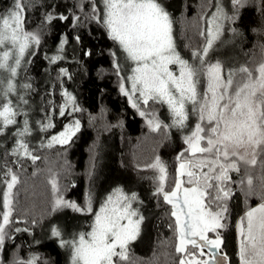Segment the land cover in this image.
Here are the masks:
<instances>
[{"label":"snow or ice","instance_id":"1","mask_svg":"<svg viewBox=\"0 0 264 264\" xmlns=\"http://www.w3.org/2000/svg\"><path fill=\"white\" fill-rule=\"evenodd\" d=\"M250 0H205L202 19L206 28L200 35L206 37L202 49L193 50L191 59H185L177 50L173 38V19L162 0H77L83 18L104 27L111 40L123 50L134 67L130 89L121 78L120 90L128 96L133 108L145 117L152 131L161 128L188 129L190 117H196L194 127L183 136L186 147L177 156L178 168L170 190H165L167 166L156 157L148 165L158 172L157 195L171 205L180 255L177 264H230L224 245L223 230L228 227L229 202L235 195L233 185L253 193V175L249 171L258 163L264 167V62L253 68L242 66L225 71L221 61L210 63L206 58L226 26L234 24L242 8ZM264 4V0H262ZM26 0H13L5 12L0 13V135L10 126H16L17 137L13 154L40 159L30 149L27 137L31 134L28 113L23 106L28 100L16 95V78L41 43V33L26 27ZM88 7L90 11L84 12ZM68 20L64 14L48 12L45 23L54 19ZM74 26L81 15H74ZM235 33V28H230ZM79 40L80 37H75ZM65 35L57 54L49 57L55 64L64 59L62 52L67 43ZM88 52L86 55H90ZM115 57V52L111 53ZM175 66L176 70H173ZM119 73L121 65L114 62ZM71 79L67 69L61 68L58 78ZM23 89L32 85L25 83ZM138 94V96H137ZM16 95V100L13 96ZM63 103L58 106L61 117L82 111L76 97L64 89ZM135 97V99H134ZM149 101L166 105L171 123L165 124L157 113L140 110ZM51 111H57L52 108ZM23 116L22 126L18 117ZM40 123L41 130L55 127L51 119ZM79 119H72L63 130L52 135L47 147L53 144L69 145L80 131ZM45 145L41 144V147ZM239 175L233 180L232 174ZM91 175V173H90ZM6 190L3 192V211L0 212V264L9 239L20 178L9 168L4 173ZM53 192V211L71 209L92 213L93 192L89 191L84 205L65 199L57 177L50 180ZM140 203L137 193H127L117 187L100 204L94 213L91 230L79 232L65 239L58 226L51 235L61 247L70 250L69 264H122L129 260V245L140 235L145 217L134 204ZM36 223L35 220L32 221ZM173 227V225H169ZM21 232L28 229L12 228ZM239 264H264V201L248 208L237 222ZM12 264H44L38 254L27 259L17 258Z\"/></svg>","mask_w":264,"mask_h":264},{"label":"trees","instance_id":"2","mask_svg":"<svg viewBox=\"0 0 264 264\" xmlns=\"http://www.w3.org/2000/svg\"><path fill=\"white\" fill-rule=\"evenodd\" d=\"M26 27L29 31L41 33V43L28 55V63L17 76V83H30L26 94L28 108L33 104L31 128H41L38 122L48 119L55 127L42 130L38 140L29 141L33 154L40 157L32 161L30 157L13 154L17 137L16 126H10L3 138H10L8 144L0 147V202L4 186V173L11 168L20 178V184L13 190L17 192L13 214L14 223L10 228L9 239L2 253L4 264H12L17 258L27 259L33 253L38 254L44 264H65V251L57 238H43L45 227L58 216L65 227L80 226L85 230L91 226L94 213L104 199L117 187L124 191L137 193L145 219L139 237L129 245V260L122 264H177L181 258L175 251L177 243L174 218L171 217V205L161 195H157L158 172L147 167L155 162L156 157L167 166L168 179L165 190H170L172 179L178 167L177 156L186 147L184 130L175 127L152 131L146 119L133 108L128 96L120 90L121 73L114 67L119 45L111 40L104 27L83 18L77 8V0H26ZM169 10L177 44L185 53L202 49L206 37L201 31L206 28L202 19L205 0H162ZM13 0H0V13L5 12ZM64 14L68 20L54 19L45 23L48 12ZM90 9L86 7L84 12ZM74 15H81L79 24L74 26ZM229 27L238 34L236 49L239 60L236 69L247 66L253 68L264 60V4L262 0H250L248 6L241 9L239 18ZM65 35L67 43L62 55L64 59L55 64L49 57L57 54ZM80 39L76 40L75 37ZM90 52V55L86 53ZM215 60L210 57L208 61ZM225 67V64H224ZM61 68L67 69L71 79L58 78ZM225 69V68H224ZM226 70V69H225ZM67 89L77 100L82 111L61 117L58 106L63 103L62 91ZM142 108L155 109L159 119L163 117L166 105L149 101ZM57 108V111H51ZM24 117H18L23 122ZM72 119L81 122L80 131L69 145L39 143L48 140L60 132ZM190 126L194 127L193 117ZM47 138V139H46ZM41 144L45 145L41 147ZM253 175V193L249 195L245 188L233 185L235 195L229 202L230 215L228 227L223 230L224 245L222 251L227 254L230 264H239L237 256L238 240L236 222L245 211L264 199V167L259 163L249 170ZM91 173V175H90ZM58 179L61 194L65 199L84 205L89 191L93 192L92 213L75 212L71 209L53 211V192L50 180ZM233 180L239 175L232 174ZM3 205V203H2ZM3 207L0 204V212ZM36 223L33 224L32 221ZM173 225V227H169ZM12 228L28 229L14 232ZM40 238V239H39Z\"/></svg>","mask_w":264,"mask_h":264},{"label":"rangeland","instance_id":"3","mask_svg":"<svg viewBox=\"0 0 264 264\" xmlns=\"http://www.w3.org/2000/svg\"><path fill=\"white\" fill-rule=\"evenodd\" d=\"M225 3H227V0H225ZM230 28L231 27L226 26L223 35L220 37V39L218 41L215 42V44L213 46V49H211L209 51V55L206 58L207 60H209L210 57L211 58L212 57L215 58V60L209 61L210 63H214L217 60L221 61L223 66L225 64V67H224L226 69L225 71H227L228 69H236V64H237V62L239 60V55L237 53L238 51L236 50L238 48V46H237L238 42L236 41L238 39V34H237V32L233 33L230 30ZM173 38H174L177 50L181 53V55L185 59H191V54L183 52L181 50L180 46L177 44L176 36H175V33H174V27H173ZM118 48H119V50H118V52H116V62H118L121 65L120 73H121V78L122 77L124 78L125 88H129L130 89V81L127 80V77L132 74L131 73V69L134 67V64L130 60H127L126 57H125V54L123 53V50L120 47H118ZM263 62H264V60H263ZM172 67H173V70H176L175 66H172ZM16 79H18V77ZM17 87H18V93L16 95H23L24 98L27 99L26 98V94L22 92V90H23L22 83H17ZM16 95L13 96L14 100H16ZM137 96H138V94H137ZM134 99H135V97H134ZM24 110L27 111L29 122L32 123V115H33L32 113L35 111L34 105L31 104V105L28 106V108H26ZM140 110H145V111H148V112H154L155 109H152V107H150V108H142V107H140ZM163 117H166V119L171 123V115H170V112H169L167 106H166V112L163 114ZM193 117L194 116L190 117L189 122H188V129H184V132H187L189 129L192 128V126H190V124H192L191 121L193 120ZM146 123H147V121H146ZM20 126H22V122H20ZM147 126L149 127L148 124H147ZM178 130H181V129H178ZM5 134L4 135H0V147L5 145L6 140H7L6 144H8L10 142V140H12L10 138H3L5 136ZM41 134H42L41 128H36V129L35 128H31V134L27 137V139L29 141L38 140L40 138ZM49 139H50V137L48 138V140H44L43 142H39V143H44V144L48 143ZM5 190H6V187H5V184H4V186H3L2 190H1L2 200H3V192ZM262 201H264V199ZM2 203L0 202L1 206H2ZM260 203L256 204L255 206H252V207H256ZM133 206L134 207H138L137 204H134ZM252 207H250V208H252ZM139 210H140L141 213L143 212L140 208H139ZM243 215H241V216H243ZM238 220H237V222H238ZM237 222H236V232H237ZM54 226H58L62 230L63 236H64L65 239H71L73 237V235H75V234H77L79 232H88V231L91 230V226L87 227L86 230L83 227H80L78 225L74 226V227L72 226L71 228L65 227V223H64L63 219L60 218V216H58V218L54 222H52L51 224H49V225H47L45 227V229L43 230V233L41 234L40 238L43 239V238L53 237L51 235V229ZM141 228H142V224H141ZM140 233H141V229H140ZM237 240H238V233H237ZM62 248L65 251V256H66L65 257V264H69V262H70V250L67 249V248H64V247H62Z\"/></svg>","mask_w":264,"mask_h":264}]
</instances>
